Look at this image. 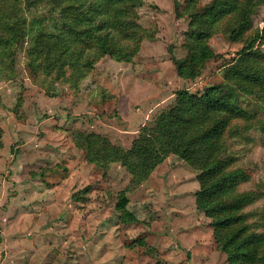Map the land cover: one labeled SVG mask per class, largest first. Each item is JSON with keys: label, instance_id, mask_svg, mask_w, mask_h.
Here are the masks:
<instances>
[{"label": "rangeland", "instance_id": "obj_1", "mask_svg": "<svg viewBox=\"0 0 264 264\" xmlns=\"http://www.w3.org/2000/svg\"><path fill=\"white\" fill-rule=\"evenodd\" d=\"M182 1L141 0L137 21L156 33L129 61L103 56L88 69L33 75L24 42L0 50V245L12 250L11 264H230L195 205V167L169 154L136 182L118 161L97 162L74 142L85 131L128 148L176 90L196 94L220 83L221 65L264 25V0H252L241 39L230 41L227 19L219 21L199 74L179 76L176 67L190 58L181 46L187 18L174 14ZM254 45L264 55V43ZM235 104L243 116L225 127L219 155L227 170L240 171L235 192L248 200L237 225L260 235L253 264H264V99L238 93Z\"/></svg>", "mask_w": 264, "mask_h": 264}, {"label": "trees", "instance_id": "obj_2", "mask_svg": "<svg viewBox=\"0 0 264 264\" xmlns=\"http://www.w3.org/2000/svg\"><path fill=\"white\" fill-rule=\"evenodd\" d=\"M141 0H0V50L12 52L22 44L30 74L60 72L65 65L91 68L100 57L129 61L142 40L155 37L154 25L143 27L135 7ZM252 0H197L174 2L176 17L185 15L182 47L190 54L186 65L176 67L179 76L194 78L211 57L206 44L216 24L227 19L230 41L241 39L248 23ZM38 5L42 14L28 16ZM229 14L235 16L231 20ZM264 43V25L241 46L235 58L221 65V82L205 86L199 93L187 89L174 92L173 103L159 110L139 128L128 148L111 144L92 132L75 133V145L97 162H119L133 181L141 182L169 154L196 168L198 189L195 205L210 218L212 235L230 264H253L261 237L247 233L241 215L235 214L248 200L235 192L240 171L227 170L220 156L223 131L232 118L243 116L235 104L237 94L250 93L264 99V58L256 47ZM166 45V50H170ZM251 88H254L253 90Z\"/></svg>", "mask_w": 264, "mask_h": 264}, {"label": "crops", "instance_id": "obj_3", "mask_svg": "<svg viewBox=\"0 0 264 264\" xmlns=\"http://www.w3.org/2000/svg\"><path fill=\"white\" fill-rule=\"evenodd\" d=\"M0 234H1V231H0ZM7 247L8 246H6L5 244L0 245V264H11L9 261L10 256L8 255V252L12 250H8ZM1 255H3V257H1ZM186 255L191 256L192 254L189 251V253H186Z\"/></svg>", "mask_w": 264, "mask_h": 264}]
</instances>
